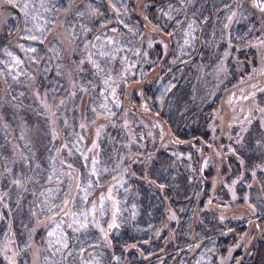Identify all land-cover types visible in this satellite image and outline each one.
Masks as SVG:
<instances>
[{"label": "rangeland", "instance_id": "374dc122", "mask_svg": "<svg viewBox=\"0 0 264 264\" xmlns=\"http://www.w3.org/2000/svg\"><path fill=\"white\" fill-rule=\"evenodd\" d=\"M33 1L22 5L19 16L0 0V264H167L170 257V264H241L253 258L257 241H264V154L247 170L237 150L245 148L246 138L254 144L252 152L264 150L251 132L258 120L264 135V103L259 102L264 92V0H223L214 13H202L203 5L198 13L196 7L188 8L192 0H182L167 34L152 24L155 37L145 45L140 39L133 42L127 32L118 36L116 6H108L110 21L87 35L79 25L78 4H69L53 20ZM78 2L91 12L87 0ZM176 31L183 40L196 42L189 53L197 59L199 75L190 95L197 106L207 103L212 116L208 141L192 147L199 154L197 186L181 201L190 243L178 250L176 203L160 186L165 220L155 226L154 236L165 235L163 248L146 255L131 246L121 260L111 233L129 225L131 216L149 211L141 194L150 198L152 193L146 183L150 164L179 138L149 112L141 90L140 100L133 97L135 85L124 98L118 90L134 75L141 56H149L152 43L167 49V38L173 39ZM106 53L119 62L105 60ZM217 55L208 68L206 62ZM188 70L192 67L185 66L184 73ZM163 82L160 78L155 85ZM117 120L124 133L116 148L121 166L103 176L100 138ZM176 152L173 167L184 154ZM228 157L239 160L240 173L230 169ZM122 165L146 191L127 181L126 193ZM206 214L219 225V240L212 245L195 234L210 224Z\"/></svg>", "mask_w": 264, "mask_h": 264}, {"label": "trees", "instance_id": "16d2710c", "mask_svg": "<svg viewBox=\"0 0 264 264\" xmlns=\"http://www.w3.org/2000/svg\"><path fill=\"white\" fill-rule=\"evenodd\" d=\"M78 1L80 0H34L33 2L44 11V14L53 18V20L56 15L64 11L69 4H78V9L80 10L78 12V17L81 16L79 25L85 30L87 35L88 33L93 34L94 32L100 31V27L103 26L104 23H108L111 18L108 14L109 12L107 13L108 6H116L114 8V13L117 15V19L120 18L119 29L121 31L118 33V36L131 34L134 38L133 42L140 39L142 45H145L144 43L152 36L155 37L152 24L159 28L160 33L167 34L166 32H168V27L171 24L169 22L171 20V15L174 12H178V8L182 2V0H87L86 4L91 11L88 13L84 12L85 5L82 3L79 4ZM220 1L223 0H192L193 3H190L188 8L191 7L190 9L192 10L193 7H196V11L199 13L203 5L204 10L202 13L206 11H212L214 13ZM4 2L9 3V6L13 7L14 12L20 16L24 9L22 5L25 4L27 0H4ZM40 8L38 9L39 11ZM73 14H75V11L72 15ZM241 28L246 30L244 27ZM125 32H127V34H125ZM96 40H98L97 37ZM121 43L122 40L119 41L118 45H121ZM167 43V49L162 45L161 47L160 44L152 43V46L148 48L149 56L146 58L141 56L140 61H138L136 65V70L133 72L134 75L132 74L131 77L128 76L127 81L125 83L122 82L118 90V94L121 98H124L127 94V90H131L129 87L135 85L133 88V97L140 100L137 96V90H141L142 96L146 98L149 112L157 118H160L162 121L161 124L165 125L173 136L179 138L178 144H174L167 148V153L159 151L153 163L150 164L147 174L148 181L146 183H149L150 192L152 190V193L150 198H147V194H141L142 199L145 200L146 198L148 202L149 211H147V215L138 213L137 217L131 216L128 221L129 225H122V228L119 229L118 232L111 233V238H113V249L116 253H120L119 256L121 260H125L124 256L126 252H129L131 246L134 248H141L142 253L146 255L155 254L163 248V237H165V235L162 234V237L154 236L155 226L162 225L165 220L162 215L164 204L162 196H160L162 195L159 190L160 186L163 187L164 193L167 195L172 194L171 199H174L176 203L175 206L177 207L179 217L176 224L177 228L174 232V242L179 246L180 249L178 250H183V248L188 247L190 243L189 220H187L188 215L186 214L187 208H185L184 205L181 206V201L192 193L193 190L191 188L193 185H196L197 182L195 177L198 175L199 154L192 147L198 145L201 139L207 138V141L209 139L210 132L208 126L212 116L208 111L211 107H209L207 103H202L204 106H201V104L197 106V103L190 95L199 75L196 68L197 59L192 58L189 53L190 48H192L196 42L192 43L189 40H183L180 32L176 31V35L173 39L169 38L168 40L167 38ZM132 49L134 50V48ZM241 56L245 58L246 54L242 51ZM102 57L105 60L114 61L115 64L119 62V59L113 57L111 53L103 54ZM218 57L219 55H217L215 59L211 58L210 61L208 60L209 62H206L207 67H211L212 63H214ZM131 62L132 59L130 60V63ZM185 66L187 68L191 66L192 70H188L189 72L184 73ZM179 74H182V82L176 83V80L181 81L177 79ZM170 76H173L175 81H173ZM160 78L164 79L163 84L161 83L159 86L155 85L156 80ZM159 95H161L162 99H159ZM260 101L264 103V92H262L259 97V102ZM126 104L128 103L126 102ZM198 108L200 109V113L198 112V114H196ZM121 124V120L111 122L105 130L106 132L100 138V160L103 167H105L104 171L103 167L100 168V174L103 176L104 174L110 175L109 173L112 171L115 173L121 166L120 159L122 154L116 152L118 146L117 140L124 134ZM251 132L253 133L254 142L256 141L255 139H257L260 142L259 144L263 146L264 135L260 130L258 120L252 123ZM247 139L248 138L245 140V148H238L237 154H239L240 158L244 159L243 167L250 170L257 162L260 163L263 160L262 156L264 150L257 153L252 152L254 150V144L248 142ZM189 140L191 141L190 143L187 142ZM147 147L149 148V146ZM172 147L175 148V150H173ZM178 150L182 151L184 154L178 159L176 167H173V165L176 164V151ZM186 155H189V157H186ZM228 158L229 167L232 171L238 173L242 170L238 166L240 163L237 158ZM125 166L122 165L123 168ZM137 166L136 163L135 168H137ZM206 170L209 177L211 174H214L211 167ZM126 174V183L123 184H127L128 181L130 185L132 184L136 188L142 189L141 191H146V189L139 184L138 178H134V173H132L127 166ZM129 183L127 187L125 186L126 193L128 187H130ZM147 186L148 185H146V187ZM221 188L222 187H220V189ZM128 205L130 206L128 211L132 212L133 207L131 200L128 201ZM263 208L264 206H261V209ZM210 213L214 216V212ZM210 218L211 216L206 214L205 219H208L210 223L208 231L205 233L204 231H199L197 228L195 233L198 239L203 238V236L207 237V239H205L206 245H212L219 240L216 237L217 234H215V232L219 230V225L216 223L215 219L210 220ZM230 243L229 239H225V244ZM254 248L256 249V252L254 251L256 255L253 256V258L248 257L246 260L244 259L241 264H264V241L258 240L257 246ZM171 259V257L167 258L166 263L170 264ZM180 263L178 261L173 264ZM146 264H150V261L146 262Z\"/></svg>", "mask_w": 264, "mask_h": 264}, {"label": "bare ground", "instance_id": "6f19581e", "mask_svg": "<svg viewBox=\"0 0 264 264\" xmlns=\"http://www.w3.org/2000/svg\"><path fill=\"white\" fill-rule=\"evenodd\" d=\"M207 187H208V186H207ZM207 187H206L205 189H207ZM214 195L217 196L215 193H214ZM209 225H210V224H208L207 227H204V230H203V231H204L205 233L208 231ZM199 239H202V241H204L205 239H207V237H206V236H203V238H199Z\"/></svg>", "mask_w": 264, "mask_h": 264}, {"label": "snow or ice", "instance_id": "6c2138e0", "mask_svg": "<svg viewBox=\"0 0 264 264\" xmlns=\"http://www.w3.org/2000/svg\"><path fill=\"white\" fill-rule=\"evenodd\" d=\"M110 227H111V225H110ZM49 235H52V233H49ZM65 247H67V245L65 244Z\"/></svg>", "mask_w": 264, "mask_h": 264}]
</instances>
